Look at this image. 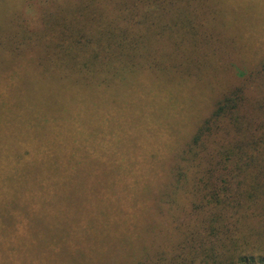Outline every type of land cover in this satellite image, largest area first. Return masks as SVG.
<instances>
[{"label": "trees", "instance_id": "16d2710c", "mask_svg": "<svg viewBox=\"0 0 264 264\" xmlns=\"http://www.w3.org/2000/svg\"><path fill=\"white\" fill-rule=\"evenodd\" d=\"M207 2L0 0V264H264V62L168 163L104 156L77 125L113 80H182L212 56ZM23 63L55 98L14 96Z\"/></svg>", "mask_w": 264, "mask_h": 264}, {"label": "rangeland", "instance_id": "374dc122", "mask_svg": "<svg viewBox=\"0 0 264 264\" xmlns=\"http://www.w3.org/2000/svg\"><path fill=\"white\" fill-rule=\"evenodd\" d=\"M207 3L211 8L205 25L216 32V50L212 56H202L191 63L190 75L182 80L169 77L154 80L157 78L142 73V77L113 80L109 94L100 96L90 92L86 96L90 97L88 103L95 105L80 111L82 117L78 120L82 123L77 125L86 128V137L99 133L105 139L106 147L100 149L104 156L116 153L127 164L135 165L151 147L168 163L167 158L177 155L213 101L228 86L230 89L257 74V67L264 62V0H208ZM224 53H229L231 60L226 68L221 62L227 59ZM37 58L38 55L33 62ZM36 70L25 63L17 70L12 90L18 100L40 103L56 97L58 87L46 84ZM33 123L41 122L33 119ZM112 168L117 166L113 164ZM142 185H150L147 178ZM143 199L146 205L153 204V196L147 194Z\"/></svg>", "mask_w": 264, "mask_h": 264}]
</instances>
